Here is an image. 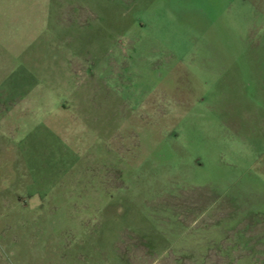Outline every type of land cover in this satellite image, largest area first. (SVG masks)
<instances>
[{
  "label": "rangeland",
  "instance_id": "1",
  "mask_svg": "<svg viewBox=\"0 0 264 264\" xmlns=\"http://www.w3.org/2000/svg\"><path fill=\"white\" fill-rule=\"evenodd\" d=\"M0 264H264V0H0Z\"/></svg>",
  "mask_w": 264,
  "mask_h": 264
}]
</instances>
